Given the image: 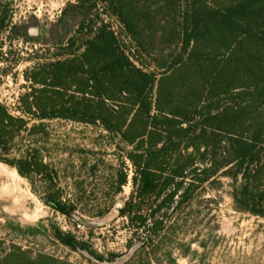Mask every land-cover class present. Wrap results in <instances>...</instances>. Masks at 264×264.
Here are the masks:
<instances>
[{
  "label": "trees",
  "instance_id": "trees-1",
  "mask_svg": "<svg viewBox=\"0 0 264 264\" xmlns=\"http://www.w3.org/2000/svg\"><path fill=\"white\" fill-rule=\"evenodd\" d=\"M99 2L109 5L106 12L118 17L140 56H131L107 23L90 19V9L82 12L76 34L83 51L27 68L28 86L15 106L0 99V163L31 184L43 182L40 199L69 222L104 218L114 200H84L83 178L69 197L60 167L45 155L54 121L100 129L121 159L106 194L122 193L132 174V191L119 209L131 235L128 250L143 232L167 231L166 221L182 207L206 201L205 185L220 175L234 181L237 209L264 216V0H166L158 14L169 13L174 27L158 32L170 53L152 58L151 66L145 62L155 55L154 36L149 42L143 37L132 14L136 0ZM167 4L173 7L164 14ZM14 28L0 1V39ZM79 168L96 175L100 165L85 160ZM53 232L63 246L88 254V264L122 257L98 254L89 238L73 232ZM0 264L82 263L0 239Z\"/></svg>",
  "mask_w": 264,
  "mask_h": 264
},
{
  "label": "rangeland",
  "instance_id": "rangeland-1",
  "mask_svg": "<svg viewBox=\"0 0 264 264\" xmlns=\"http://www.w3.org/2000/svg\"><path fill=\"white\" fill-rule=\"evenodd\" d=\"M0 1L11 11L16 27L0 39V99L9 106H15L28 86L24 79L27 68L83 51V41L76 31L82 12L87 9L91 10L90 19L105 22L117 32L131 56H140L122 30L124 25L118 17L106 12L107 3L95 5V0H83L86 9L82 11L78 7L82 0ZM165 4L166 0H136L131 12L139 16L143 37L149 42L154 36L151 48L156 51L145 62L148 66L155 56L162 58L170 53L168 45L159 40L158 32L162 26L174 27L169 13L164 18L158 14ZM172 7L167 4L164 14ZM72 38H76L75 46H71ZM177 49L179 53L180 48ZM50 129L45 155L49 162L60 167L61 185L67 195L76 196V182L83 178L84 200L98 205L114 200V207L104 218L84 217L83 223L69 222L40 199L43 182L35 178L31 184L15 169L0 163V239L36 253L88 264V254L72 251L56 239L53 228L57 227L89 238L94 250L106 258L109 252L122 254L115 264L130 261L132 264H264V216L237 209L231 196L234 181L223 175L218 182L205 185L206 201L182 207L166 221L167 231L152 237L143 232L128 250L126 245L131 235L124 228L125 219L120 218L119 209L132 191V174L122 193L106 194L111 171L119 168L121 160L115 146L102 137L100 129L67 121H54ZM85 160L100 165L96 175L80 172L79 166ZM241 182L239 178L237 185Z\"/></svg>",
  "mask_w": 264,
  "mask_h": 264
}]
</instances>
